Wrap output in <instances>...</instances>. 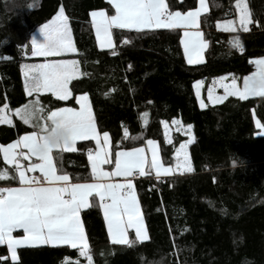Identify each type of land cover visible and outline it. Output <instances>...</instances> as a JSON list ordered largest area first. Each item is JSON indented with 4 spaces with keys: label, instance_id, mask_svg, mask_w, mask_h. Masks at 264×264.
<instances>
[{
    "label": "trees",
    "instance_id": "16d2710c",
    "mask_svg": "<svg viewBox=\"0 0 264 264\" xmlns=\"http://www.w3.org/2000/svg\"><path fill=\"white\" fill-rule=\"evenodd\" d=\"M170 11L187 12L198 0H165ZM32 4V7H28ZM209 11L200 17L208 41L204 63L189 65L180 40L182 31L114 29V50L98 48L90 12L114 9L105 0H0V108L13 110L12 124H0V145L36 131L15 116L14 110L38 98L49 109L78 108L75 97L87 94L98 130L109 132L114 167L115 153L160 144L165 165L175 166L176 150L188 138L172 135L169 144L165 123L179 120L192 125L189 146L191 172L160 178L155 186L150 166L135 178V188L146 222L148 239L130 245L112 243L98 198L83 210L92 264H264V98L224 102L201 108L194 83L204 81L206 96L212 79L232 75L242 83L254 72L253 59L264 57V0H248L253 23L240 31L243 50L231 48L237 35L221 32L217 23L235 15L236 0H208ZM63 8L77 49L72 56L81 75L69 87L73 95L60 101L51 93L28 96L22 63L32 60L31 38ZM124 41H129L125 43ZM87 75H84V74ZM45 112V115H46ZM148 113L147 123L141 119ZM127 129L128 138L124 131ZM132 137H135L133 139ZM93 141H81L74 153H63V171L72 182H89L88 150ZM56 157L54 155V161ZM32 161H23L26 166ZM5 165L0 155V169ZM19 186L18 179L0 180V187ZM16 234H21L16 231ZM135 232L129 230V241ZM12 261L0 245V264H88L78 249L67 245L26 246Z\"/></svg>",
    "mask_w": 264,
    "mask_h": 264
},
{
    "label": "snow or ice",
    "instance_id": "6c2138e0",
    "mask_svg": "<svg viewBox=\"0 0 264 264\" xmlns=\"http://www.w3.org/2000/svg\"><path fill=\"white\" fill-rule=\"evenodd\" d=\"M114 15H108L104 10L92 11L91 23L95 30L96 39L101 48L112 49L113 29H184V55L189 64L202 62V53L208 47V41L203 38L199 30V18L206 12L205 0H199V7L182 13L170 11L165 0H109ZM29 4L28 7H32ZM236 11L241 29L249 31V25L254 21L252 12L245 0H236ZM232 20H226L222 27L224 31L233 32ZM221 27V25H217ZM43 41L39 42L34 35L31 38V54L36 57H45L44 63L22 65L25 78V92L33 96L41 92H49L60 101L68 100L72 95L69 87L73 80L81 75L78 61L56 60L48 57L60 56L64 53L76 52L73 44L68 17L61 8L55 17L39 29ZM128 43L129 41H124ZM231 48L243 50L240 36L237 34L229 40ZM256 71L243 78V86L237 84L236 78L230 83H224L226 77L213 81L214 86L223 89V96H214L213 88L208 89V98L212 103H219L228 97H238L245 100L249 97L264 98V58L252 61ZM84 75H87L86 73ZM202 81L194 85L196 96L200 98ZM80 107L49 109L46 112L40 99L29 100L22 107L16 108L14 114L25 125H31L36 131L21 135L14 142L0 145V155L5 165L11 168L0 169V180L18 179V187H0V245L6 244L13 259H16V249L20 245H67L78 249L81 256L88 258L89 241L81 222L80 210L89 207V197L99 198L100 208L107 223L108 235L114 244L130 245L135 241L148 239L143 229L141 209L134 190L131 177L145 175V148H133L127 151H118L114 157V167L111 171L103 165L113 163L109 132L102 134L97 130L88 95L75 97ZM201 107H205L201 101ZM46 112V115H45ZM13 110L5 104L0 108V124H12ZM148 113H142L141 119L147 123ZM174 124L180 125L179 120ZM257 127H264L256 121ZM167 142L172 141L167 136L168 125L164 124ZM191 130L192 125L187 126ZM128 138V131H124ZM135 139V137H132ZM95 141V150H88L87 158L91 167L92 182H71L69 174L63 171L62 154L77 151L78 141ZM191 143V140L188 141ZM151 151L150 168L154 169L157 178L161 173L169 174L171 167L161 163L160 151L155 140H147ZM187 145L181 144L176 150L177 157L183 153V162L177 161L176 167L191 172L188 162ZM55 150V151H54ZM54 155L56 160L54 161ZM26 166L23 161H32ZM39 172L40 175L28 173ZM124 178L114 181L113 178ZM135 229V240L129 241L127 229ZM23 231V236L16 237L13 232ZM65 264H69L65 258Z\"/></svg>",
    "mask_w": 264,
    "mask_h": 264
},
{
    "label": "crops",
    "instance_id": "0c3cea01",
    "mask_svg": "<svg viewBox=\"0 0 264 264\" xmlns=\"http://www.w3.org/2000/svg\"><path fill=\"white\" fill-rule=\"evenodd\" d=\"M106 2H108L109 3V0H105ZM205 3H206V5H207V11L206 12H202L201 13V16L203 15V14H205V13H207L208 11H209V4H208V0H205ZM110 4V3H109ZM111 5V4H110ZM197 7H199V0H198V4H197ZM100 10H102V9H100ZM194 10V9H193ZM95 11H99V10H95ZM106 13H107V11L106 10H104ZM189 11H191V10H189ZM92 12V11H91ZM90 12V13H91ZM188 12V11H187ZM182 13H185V12H182ZM65 14V13H64ZM108 14V13H107ZM115 14V10H114V13H113V15ZM109 15V14H108ZM200 16V17H201ZM92 18H91V15H90V20H91ZM94 29V28H93ZM114 29H118V28H114ZM113 29V30H114ZM218 29V28H217ZM112 30V31H113ZM123 30H131V31H137V30H135V29H123ZM143 30H169V29H143ZM143 30H140V31H143ZM179 30H181L182 31V38H183V31H184V29H179ZM192 30H199L202 34H203V30L201 29V27H200V18H199V28L198 29H192ZM219 30V29H218ZM219 31H221V30H219ZM221 32H224V31H221ZM240 32V31H239ZM94 34H95V30H94ZM95 38H96V34H95ZM181 38V39H182ZM203 38H204V34H203ZM205 39V38H204ZM96 41H97V39H96ZM97 45H98V48L99 49H101V50H108L109 48H101L100 46H99V43L97 42ZM113 46H115V42H114V38H113ZM181 46H182V50H183V53H184V49H183V45L181 44ZM208 48V47H207ZM207 48L204 50V52L202 53V57H203V59H202V62L201 63H204V61H205V52H206V50H207ZM184 57H185V60H186V62H187V58H186V56L184 55ZM261 58H264V57H258V58H255V59H253V61L254 60H257V59H261ZM188 63V62H187ZM201 63H199V64H201ZM189 64V63H188ZM254 64V63H253ZM189 65H198V64H189ZM254 68H255V70L254 71H256V66H255V64H254ZM22 76H23V83H24V80H25V78H24V75H23V71H22ZM249 76V75H248ZM222 77H226V79L223 81L224 83H230L231 82V79L232 78H235V77H233L232 75H225V76H221V77H217V78H214V79H212L211 80V82L209 83V86H208V89L209 88H213L214 89V91H213V95L214 96H223L224 95V92H223V89L221 88V87H219V86H214V84H213V81H215V80H220V78H222ZM236 80H237V84H238V86H240V87H242L243 86V80H242V83L240 84L239 83V81H238V79L236 78ZM203 83H202V85H201V88H200V98L198 99V102H199V105H200V107H201V101H203L204 102V104H205V107H203V108H206L208 105H216V104H220V103H222V102H224L225 100H222L221 102H219V103H212V101H210L209 100V98H208V89H207V93H206V96L205 97H203V95H202V91H203V88H204V86H205V82L204 81H202ZM194 85H195V83H194ZM24 87H25V83H24ZM194 89H195V92H196V88L194 87ZM41 93H43V94H46V93H49V92H41ZM229 98V97H228ZM249 98H256V97H249ZM248 99V98H247ZM89 103H90V101H89ZM79 105H78V108H75V109H79ZM9 108V107H8ZM202 108V107H201ZM93 113V112H92ZM12 121H13V117H12ZM13 123V122H12ZM97 125V124H96ZM257 125V124H256ZM258 129H259V132H260V134L261 135H264V127H258ZM97 130H98V126H97ZM99 131V130H98ZM102 134V133H101ZM24 135V134H23ZM19 138V137H18ZM17 138V139H18ZM16 139V140H17ZM91 141V140H90ZM79 142H81V141H78L77 142V144L79 143ZM94 142V144H95V141H93ZM110 142H111V137H110ZM157 142V145H158V148H159V151H160V159H161V163L165 166V167H171L172 168V172L171 173H169V174H164V173H161L160 174V176H159V178H164V177H168V176H172V175H174V173H180L178 170L176 171V165L175 166H169V165H165L164 163H163V160H162V155H161V149H160V144L158 143V141H156ZM142 147H144L145 148V156H146V164H145V174H146V169H147V167L148 166H150V161H151V156H152V154H151V151H150V149H149V147H148V145H147V143H146V145L145 146H142ZM137 148H139V147H137ZM131 150V149H130ZM55 151V150H54ZM122 151H127V150H122ZM34 158V157H33ZM35 159V158H34ZM103 167H104V169L105 170H107V171H111V169H106L105 168V165H103ZM152 170V174H153V176L154 177H156L157 178V174H156V172H155V170L154 169H151ZM29 175H36V176H39L40 175V173L37 171V172H34V173H28ZM137 176H140L139 174H137V175H135L134 177H131L130 179H132V183H133V185H134V190H135V193H136V196H137V199H138V203H139V206H140V209H141V219H142V224H143V229H144V231L147 233V227H146V222H145V219H144V215H143V212H142V207H141V204H140V200H139V198H138V194H137V192H136V188H135V178L137 177ZM144 176V175H143ZM71 180V179H70ZM113 180L114 181H123L124 180V178H122V177H120V178H113ZM72 182V181H71ZM89 182H92V181H89ZM81 183H83V182H81ZM15 187H18V186H15ZM91 198H92V196H90L89 197V204H90V206H91ZM98 198V197H97ZM98 200H99V198H98ZM89 206V207H90ZM89 207H86V208H82L81 210H80V218H81V222H82V224L84 225V223H83V220H82V215H81V213H82V211L83 210H86V209H88ZM101 212H102V216H103V219H104V215H103V211H102V209H101ZM104 221H105V219H104ZM105 225H106V229H107V223H106V221H105ZM84 228H85V226H84ZM130 229H132V230H135L134 228H129V229H127V232L129 233V230ZM16 231H20L21 232V234H16L15 232ZM107 232H108V230H107ZM85 233H86V230H85ZM13 235L14 236H16V237H21V236H23V231L22 230H20V229H17V230H15L14 232H13ZM87 236V235H86ZM109 236V235H108ZM147 236H148V233H147ZM110 238V237H109ZM129 238V237H128ZM146 241V240H145ZM6 245V244H5ZM7 246V245H6ZM26 246H30V247H33V246H43L42 244H38V245H20V246H17V249H16V253H17V255H16V259H13L12 257H11V254L9 253V251H8V255H9V257H10V259L12 260V261H17L18 260V249L19 248H21V247H26ZM52 246V245H51ZM57 246V245H56ZM8 249V248H7ZM82 257H84V256H82Z\"/></svg>",
    "mask_w": 264,
    "mask_h": 264
},
{
    "label": "rangeland",
    "instance_id": "374dc122",
    "mask_svg": "<svg viewBox=\"0 0 264 264\" xmlns=\"http://www.w3.org/2000/svg\"><path fill=\"white\" fill-rule=\"evenodd\" d=\"M245 2L248 4V0H245ZM60 11V10H59ZM58 11V12H59ZM57 15V14H56ZM55 15V16H56ZM54 16V17H55ZM53 19V18H52ZM51 19V20H52ZM50 20V21H51ZM226 20H232L234 23H233V27L236 29V31H233V32H229V31H224L223 30V27H222V25H223V23L226 21ZM48 23V22H47ZM46 23V24H47ZM68 24H69V22H68ZM221 25V27H218L217 26V28L219 29V30H221V31H224V32H227V33H231V34H237L239 31H243L242 29H241V27H240V25H239V20H238V13H237V11L235 10V15L233 16V17H231V18H229V19H225V20H221V21H219L218 23H217V25ZM70 27V26H69ZM248 27H250V25L248 26ZM39 29L40 28H38L37 30H36V32L33 34V36L35 35L36 37H37V39H38V41L39 42H42L43 41V37L42 36H40V34H39ZM71 29V28H70ZM71 33H72V31H71ZM72 39H73V35H72ZM76 52H74V53H72V52H69V53H64V54H62V55H60V56H56V57H48L47 59H49V60H51V59H56V60H60V59H63V60H76V61H78V59L76 58V57H74V56H72L73 54H75ZM31 58H34V59H32V60H28V61H24L23 63H22V65H33V64H39V63H44L45 62V57H39V56H36V57H34V56H31ZM78 65H79V69H80V64H79V61H78ZM24 83H25V80H24ZM167 125H168V131H167V136H168V138H170L171 139V141L173 140L172 139V135L174 134V133H180V134H182V135H185V136H187V140L186 141H184V142H182L181 144H186L187 145V147H186V149L184 150V151H186L187 152V154H188V162L191 164V160H190V155H189V146H190V144L191 143H188V141L189 140H191V142L193 141V133H192V129L191 130H188V128L186 127V126H184L182 123H180V125H176V124H174L173 122L172 123H170V124H168L167 123ZM165 137H166V134H165ZM167 140V139H166ZM180 144V145H181ZM180 147V146H179ZM178 147V148H179ZM175 157H176V161H180V162H183V160H184V156H183V153H181L180 155H179V157H177V153L175 154ZM151 169V168H150ZM178 170V168L176 167V171ZM180 173H186V171H183L182 169H179L178 170ZM134 232H135V230H133ZM128 237H129V233H128ZM111 240V239H110ZM86 259H87V257H85ZM87 261H88V259H87Z\"/></svg>",
    "mask_w": 264,
    "mask_h": 264
},
{
    "label": "built area",
    "instance_id": "2783aa9c",
    "mask_svg": "<svg viewBox=\"0 0 264 264\" xmlns=\"http://www.w3.org/2000/svg\"><path fill=\"white\" fill-rule=\"evenodd\" d=\"M153 179H154V182H155V186H158L160 178L153 177Z\"/></svg>",
    "mask_w": 264,
    "mask_h": 264
}]
</instances>
